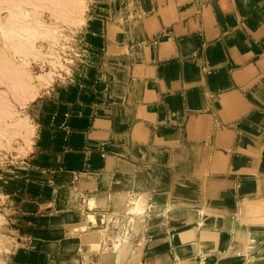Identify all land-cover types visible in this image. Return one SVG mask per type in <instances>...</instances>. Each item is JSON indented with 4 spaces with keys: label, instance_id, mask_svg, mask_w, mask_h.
I'll list each match as a JSON object with an SVG mask.
<instances>
[{
    "label": "rangeland",
    "instance_id": "obj_1",
    "mask_svg": "<svg viewBox=\"0 0 264 264\" xmlns=\"http://www.w3.org/2000/svg\"><path fill=\"white\" fill-rule=\"evenodd\" d=\"M136 2L0 0V264H17V256L31 251L47 254L49 264H59L63 258L78 261L64 264H111L112 257L115 264H180L186 257L200 264H264V245L258 240L250 238L234 247L230 242L236 228L246 234L264 230V205L257 203L264 199V106L257 107L262 115H249L204 143H188L183 138V102L221 94L203 82L199 68L191 67L182 91L160 92L156 84L158 100L147 92L143 106L150 116L142 126L143 89L130 75L132 64L143 61L138 49L144 43L137 28L131 27L139 19ZM10 28L17 33L8 34ZM225 37L210 48L225 43ZM228 39L227 45H236L237 40L229 43ZM197 49L191 55L194 62L201 61ZM235 52L249 51L237 42ZM216 64H210V73L216 71ZM184 71L186 75V67ZM262 94L257 99L255 94V99L264 105V89ZM106 95L111 96L106 102L109 108L101 100ZM159 100L167 106L158 103L153 110ZM172 102L179 112L176 119L165 111L159 113L160 107L168 113ZM190 104L186 109L200 110ZM139 128L148 130L147 134ZM170 135H174L172 140L165 141ZM78 147H89L100 161L107 155L110 162L119 156L143 162L142 169L131 173L130 181L158 198L160 215L129 212L136 200L134 192L129 201L122 196L113 200L114 209L107 205L111 199L100 202L97 209L92 199L73 198L75 193L69 196L72 190L64 181H59L65 187L58 205L65 201L69 207L54 210L48 195L57 184L50 186L47 179L41 182L38 176L42 174L33 176L36 159H32L58 161ZM196 147L201 154L189 157L186 153H195ZM122 201L128 207L119 213ZM177 206L195 212L183 219H166L163 228L146 232L154 218ZM78 211L83 217L77 216ZM186 232L191 235L188 239L183 237ZM92 234L99 240L97 248ZM193 240L197 246H191ZM140 242L146 243L142 259L124 254L128 247L136 252ZM185 246L188 251L182 250ZM80 248V259L74 258Z\"/></svg>",
    "mask_w": 264,
    "mask_h": 264
},
{
    "label": "crops",
    "instance_id": "obj_2",
    "mask_svg": "<svg viewBox=\"0 0 264 264\" xmlns=\"http://www.w3.org/2000/svg\"><path fill=\"white\" fill-rule=\"evenodd\" d=\"M136 8L139 19H137L138 21L133 20L131 27L137 28L140 41L144 43L138 49L143 61H140L139 64H132L130 75L132 82L136 78V82L143 89L141 98L144 104H140L141 109L139 110V117L143 122L142 126L147 124L148 116H150L147 106H143L147 103L146 100L144 102L147 92H152L155 97L157 92H164L166 89L167 91H182L187 80H189L187 75H190L191 67H194L195 70L199 68L203 73V82L208 84L211 89H219L218 91H221V94L217 98L209 96L207 99L203 98L199 101L192 100V107L196 106L200 110H188L186 108H189L190 103L183 102V108H185L183 112L186 113L183 124V138L188 143H204L216 132L224 131L231 124L243 119L246 120L245 118L249 115L260 114V112H257V107L263 108L264 105H261L259 100L256 99L259 98V95L263 98L264 89V0H137ZM227 36L229 43H231V40H237L249 52L245 54L236 53L237 42L236 45L234 42H232L234 45H227ZM221 37H225V43L210 48ZM195 49H197L198 52L196 53H199L201 61L194 62L191 55ZM212 62H219V64L214 66L216 71L210 73ZM184 67H186V75ZM178 68L180 70L179 74ZM167 73L169 76L166 75ZM171 75H175L177 79L172 80ZM131 80L129 79L130 82ZM156 84L160 85L157 88L159 91H156ZM110 98L111 96L106 95L101 100L107 106L106 102L109 103ZM94 99L99 100L97 93H94ZM158 103L163 108L167 106L159 100L157 104H153V110H156V106H159ZM162 107L159 108V113L165 111L166 115L170 113L169 116H174L175 119L178 118L179 112L174 108L173 102L171 108H168V113L167 108L162 109ZM169 128L173 129V126L170 125ZM139 130L143 135H146L148 131L140 128ZM101 132L98 131V133ZM173 136L170 135L169 138L164 140L170 141ZM132 145L133 142L131 141L130 151H132ZM88 148L78 147L77 151L69 152L70 156L68 155L67 158L64 154L58 157V161L54 159L49 163L39 162L37 157L32 159H36L32 165L37 170H33L32 175L42 174L41 177L38 176L40 181L47 179L45 183L47 182L48 185L57 184L53 188L54 190L49 191L50 195H48L54 202V210L62 206L69 207L70 204V202L64 201L61 207L58 205V203L60 204L62 187H65L59 181L66 182L68 188L72 190L69 196L75 193L73 198L80 196L87 201L92 199L93 204H97V209L101 205L100 202H107L110 199L112 204L108 203L107 205L113 208V200L118 199V196H122V198L129 201L130 195L134 192L130 189V186H140V184L131 183L130 180L131 173L137 171L136 169H142L143 162L134 159L123 160L120 158L121 156L110 162L112 158L107 155L100 161L93 156V152L88 151ZM201 152L202 150L196 147L195 153L189 150L186 154L189 157H195L200 155ZM64 169H67V171H63ZM32 175L29 173V176ZM45 176H50V179ZM69 176H73V178L68 180L67 178H71ZM139 180L142 181V185L145 184L140 177ZM44 191H47V189H44ZM140 193L154 198L156 204L160 203L155 196L142 191ZM120 206H124L123 201ZM176 208H185L189 213L195 212L185 206H177L167 212L169 213ZM91 216L94 219L96 218L94 214ZM92 236L95 237L94 241L97 248L99 240L94 234ZM190 236V233L186 232L183 237L188 239ZM80 240V247H85L83 239L80 238ZM191 243V246H197L194 240ZM81 248L74 253V258L80 259ZM185 248L188 247L185 246ZM95 254L90 253V256ZM46 260L47 254L42 252L40 254V251H31L27 255L17 256V264H49ZM111 260V264L116 263L113 261L115 260L113 257ZM64 261L69 263L76 261L78 263L77 260L63 258L60 259L59 264L66 263Z\"/></svg>",
    "mask_w": 264,
    "mask_h": 264
},
{
    "label": "bare ground",
    "instance_id": "obj_3",
    "mask_svg": "<svg viewBox=\"0 0 264 264\" xmlns=\"http://www.w3.org/2000/svg\"><path fill=\"white\" fill-rule=\"evenodd\" d=\"M78 2V1H77ZM11 29V28H10ZM5 30V29H4ZM14 29H11L9 32L10 33H8V34H11L12 32H14V31H16V30H14ZM27 30V29H26ZM7 31V30H6ZM28 31V30H27ZM14 33H17V32H14ZM11 37V36H10ZM9 37V38H10ZM13 37V36H12ZM11 37V38H12ZM131 190H133L134 191V194L133 195H135V197H136V200L134 201V206L133 207H130L129 208V212H132L133 213V215L135 214V215H139V214H143V213H145V212H147V211H149L150 213H152V215H160V214H158L157 213V211H156V208H154L155 207V205H157L156 204V200L154 199V198H151V197H149V196H147V195H145V194H142V193H140V189H139V187L138 186H131ZM258 202H260V203H262V205H264V199H261L260 201H258ZM257 202V203H258ZM131 203V202H130ZM160 204V203H159ZM127 207L128 206H122V207H120L121 208V210H120V212H125L126 211V209H127ZM161 207V206H160ZM157 208H158V206H157ZM119 212V213H120ZM190 212H192V211H190ZM187 213L188 214H191V213H189V211L188 210H186L185 208L184 209H174V210H172V211H170L168 214H166L165 216H162V217H160V218H154V220L152 221V222H150V224H149V227L147 226V230H146V232L148 231V232H154V231H156V230H158L159 228H163V226H161V224H164V225H166V219H168V220H175V219H180V218H184L186 215H187ZM114 215V214H113ZM193 215V214H192ZM77 216L79 217V218H81V217H83L82 216V213L81 212H78L77 213ZM115 217V216H114ZM117 217V216H116ZM157 217V216H156ZM192 217V216H191ZM121 218V217H120ZM122 218H124V217H122ZM121 218V219H122ZM190 218V217H189ZM109 219H110V217H109ZM119 219V218H118ZM187 219V218H186ZM107 220V219H106ZM166 220V221H165ZM107 224V223H106ZM168 225V224H167ZM159 226H161V227H159ZM253 229V228H252ZM146 232H145V234H146ZM147 232V233H148ZM147 235V234H146ZM145 235V236H146ZM149 235V234H148ZM148 235H147V238H148ZM146 238V239H147ZM250 238H252V241H259L260 243H262L263 245H264V230H257V229H253L252 230V232L251 233H245L241 228H236V231H235V234H234V236L232 237V239H231V246H233L234 247V244H236V243H239V242H245L247 239H250ZM144 239V238H143ZM148 240V239H147ZM146 240V241H147ZM142 241H144V240H142ZM250 241H251V239H250ZM258 242V243H259ZM141 243V242H140ZM146 244V243H145ZM144 243H141L140 245H137V247H136V252H132L130 249H128V248H126L124 251H125V255H127V254H132V259H135V258H137V257H140V256H142V255H144L145 253H146V250L144 249V245H145ZM252 244V243H251ZM254 244H255V242H254ZM241 244H239V246H240ZM260 245V244H259ZM245 246H248V243L247 244H245ZM251 246H253V245H251ZM255 246V245H254ZM229 247H230V245H229ZM233 247H232V249H233ZM240 247H242V246H240ZM243 247H244V245H243ZM256 247V246H255ZM231 248V247H230ZM253 248V247H252ZM187 249H189V248H187ZM185 247H182V250H187ZM244 249V248H243ZM249 249V248H248ZM251 249V248H250ZM258 249V248H257ZM261 249V248H260ZM239 250V249H238ZM240 250H241V248H240ZM244 250H247V249H244ZM127 251V252H126ZM233 251V250H232ZM235 252V251H234ZM237 252H239V251H237ZM245 252V251H244ZM248 252V251H247ZM260 252V251H259ZM261 252H263V250L261 251ZM261 252H260V254H261ZM183 253H185V252H183ZM258 253V252H257ZM263 254H264V252H263ZM144 256H142L140 259H142ZM256 257V256H255ZM190 258V257H189ZM189 258H184V260L180 263V264H200L199 263V261H197V260H195V259H193V260H191V259H189ZM257 258V257H256ZM138 261H139V258H138ZM166 262V261H165ZM256 262V261H255ZM163 263H164V261H163ZM257 264H258V262H256ZM255 263V264H256ZM254 264V263H253ZM259 264H263V263H261V262H259Z\"/></svg>",
    "mask_w": 264,
    "mask_h": 264
}]
</instances>
